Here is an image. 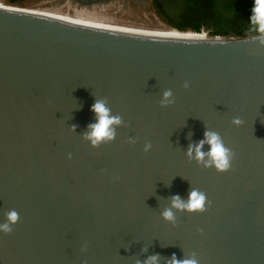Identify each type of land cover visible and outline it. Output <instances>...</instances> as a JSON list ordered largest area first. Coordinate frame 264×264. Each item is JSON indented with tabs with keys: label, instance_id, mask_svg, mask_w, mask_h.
Wrapping results in <instances>:
<instances>
[{
	"label": "water",
	"instance_id": "1",
	"mask_svg": "<svg viewBox=\"0 0 264 264\" xmlns=\"http://www.w3.org/2000/svg\"><path fill=\"white\" fill-rule=\"evenodd\" d=\"M146 1L51 0L35 13L31 0H0V221L19 214L0 233V264L153 253L264 264V43L157 31ZM166 89L174 102L162 108ZM94 96L123 119L97 147L80 136ZM204 127L232 150L228 171L186 158ZM189 186L206 194L204 211L164 222V199Z\"/></svg>",
	"mask_w": 264,
	"mask_h": 264
},
{
	"label": "clouds",
	"instance_id": "2",
	"mask_svg": "<svg viewBox=\"0 0 264 264\" xmlns=\"http://www.w3.org/2000/svg\"><path fill=\"white\" fill-rule=\"evenodd\" d=\"M251 30L255 33V39L264 43V0H254L252 14L249 18ZM185 88L189 85L184 84ZM95 97V96H94ZM173 92L171 89L164 90L159 98V105L166 108L173 103ZM90 111L94 114L93 122L89 123L85 130L80 134L82 139L92 147H97L103 143L112 142L117 134V129L122 126V117L114 113L108 102L104 98L95 97L94 103L90 107ZM232 125L239 127L243 121L239 117H234L231 121ZM75 125L72 126L75 130ZM203 136L201 139L187 144L184 149L185 156L190 161L205 169L212 168L217 172H226L230 169L233 152L225 145V142L219 132L204 127ZM191 133H189V138ZM130 143L134 140L130 138ZM152 145L150 142L144 144L143 150L150 151ZM166 200L159 213L161 219L169 224H175L178 213L187 212H202L207 204L206 194L194 187L189 186L186 197H181L179 194L171 195ZM19 220V214L15 209L8 210L4 214V218L0 221V233H9ZM147 252V249H142ZM200 264L198 258L192 255H184L178 258L175 253H172L167 259L160 256L159 253L147 255L143 261L137 260L136 264Z\"/></svg>",
	"mask_w": 264,
	"mask_h": 264
},
{
	"label": "trees",
	"instance_id": "3",
	"mask_svg": "<svg viewBox=\"0 0 264 264\" xmlns=\"http://www.w3.org/2000/svg\"><path fill=\"white\" fill-rule=\"evenodd\" d=\"M20 4L22 0H8ZM155 15L178 32H204L208 38L242 39L255 36L248 0H150Z\"/></svg>",
	"mask_w": 264,
	"mask_h": 264
},
{
	"label": "rangeland",
	"instance_id": "4",
	"mask_svg": "<svg viewBox=\"0 0 264 264\" xmlns=\"http://www.w3.org/2000/svg\"><path fill=\"white\" fill-rule=\"evenodd\" d=\"M50 1L51 0H31L30 4L25 8V10H38L41 5L49 3ZM139 1L140 4H147L146 0H139ZM152 14L155 20L157 31H163V30L167 31L169 27L155 15L153 9H152Z\"/></svg>",
	"mask_w": 264,
	"mask_h": 264
},
{
	"label": "bare ground",
	"instance_id": "5",
	"mask_svg": "<svg viewBox=\"0 0 264 264\" xmlns=\"http://www.w3.org/2000/svg\"><path fill=\"white\" fill-rule=\"evenodd\" d=\"M30 11H32V12H35L36 13V11L37 10H30ZM167 29V28H166ZM164 31V30H163ZM164 32H172V33H175L173 30H171V31H169V30H167V31H164ZM188 35H191V34H188Z\"/></svg>",
	"mask_w": 264,
	"mask_h": 264
},
{
	"label": "flooded vegetation",
	"instance_id": "6",
	"mask_svg": "<svg viewBox=\"0 0 264 264\" xmlns=\"http://www.w3.org/2000/svg\"><path fill=\"white\" fill-rule=\"evenodd\" d=\"M86 1H90V0H86Z\"/></svg>",
	"mask_w": 264,
	"mask_h": 264
}]
</instances>
